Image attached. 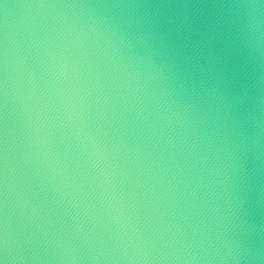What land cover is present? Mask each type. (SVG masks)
<instances>
[{
    "label": "clouds",
    "instance_id": "obj_1",
    "mask_svg": "<svg viewBox=\"0 0 264 264\" xmlns=\"http://www.w3.org/2000/svg\"><path fill=\"white\" fill-rule=\"evenodd\" d=\"M0 264H264V0H0Z\"/></svg>",
    "mask_w": 264,
    "mask_h": 264
}]
</instances>
